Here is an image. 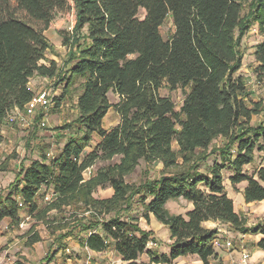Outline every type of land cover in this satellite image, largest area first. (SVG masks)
Masks as SVG:
<instances>
[{
    "label": "trees",
    "instance_id": "trees-1",
    "mask_svg": "<svg viewBox=\"0 0 264 264\" xmlns=\"http://www.w3.org/2000/svg\"><path fill=\"white\" fill-rule=\"evenodd\" d=\"M71 9L76 23L65 44L77 50L69 58L63 92L54 100L59 105L78 85L76 132L55 157L45 151L20 169L0 195V225L8 218L11 227L18 226L22 210L42 219L50 210L82 203L93 214L82 228L86 235L81 240L89 250L113 247L131 264L144 253L149 264H172L194 255L201 264H211L218 257L214 242L219 230L205 222L249 231L228 195L224 170L231 171L235 192L246 183V203L264 201V164L252 173L245 170L256 152H264V125H251L259 105H250L246 80L238 74L241 41L257 24L262 38L255 45L253 72L264 83V0H0V128L34 96L33 76L57 75L55 61L41 63L51 48L45 32L57 13ZM169 16L174 32L166 39L160 28ZM163 87H189L179 110L160 94ZM111 91L118 102H110ZM111 108L120 122L107 129L103 123ZM95 135L100 141L92 146ZM218 137L227 138L224 148H212ZM3 141L0 131V147ZM214 153L220 160L208 164ZM115 157L118 162L85 178L98 161ZM141 161L161 162L163 172L133 186L126 177ZM107 186L114 190L111 197L93 196L98 187ZM49 193L55 199L43 210L38 200ZM132 195L139 196L147 220L154 216L169 228L168 254L149 248L155 239L152 230L121 215ZM178 199L192 203L186 215L168 210L167 203ZM104 214L111 215L99 222ZM253 231L262 234L257 246L264 251V223ZM39 240L36 234L31 243ZM14 264L27 263L20 258Z\"/></svg>",
    "mask_w": 264,
    "mask_h": 264
},
{
    "label": "rangeland",
    "instance_id": "rangeland-1",
    "mask_svg": "<svg viewBox=\"0 0 264 264\" xmlns=\"http://www.w3.org/2000/svg\"><path fill=\"white\" fill-rule=\"evenodd\" d=\"M145 15L144 10H141L140 17ZM76 23L75 10L69 12L57 13L51 27L45 32L51 48L46 54L45 60L41 63L50 65L55 61L58 66V73L54 78L35 75L30 80V87L35 93L47 90L51 97H59L63 92L65 82L62 81L67 70L70 67L69 58L72 52H76V47L65 44V39L72 34ZM160 31L164 38L168 39L174 32V24L172 17L169 16ZM261 35L258 25L254 24L249 32L241 41V51L243 53L242 66L238 74L244 76L247 89L249 92L248 101L250 105L257 103L259 105V113L254 115L251 120V125H264V83H259L256 80L253 69L256 65L254 50L255 45L261 40ZM76 85L70 94L58 105L57 100H53L51 106L47 109H39L34 116H26L24 111L14 110L1 126V132L5 135L4 141L0 147V195L4 194L11 184L16 181L17 175L23 166H27L32 159L39 158L42 153L48 151L51 157H55L62 149L71 133L76 132V125H73L74 120L78 115L76 102L79 89ZM189 87L178 88L175 90L163 87L160 90L162 96L169 97L179 110L183 104L186 93ZM109 100L112 103L119 101V96L112 91L109 93ZM45 122V126H42ZM120 122V117L117 112L111 108L104 118V127L110 129ZM69 126V128L63 129ZM100 138L95 135L92 146L97 143ZM228 140L224 137H218L214 140L212 148H224ZM264 144V142H262ZM177 148V144H173ZM92 147H88L86 152H90ZM219 153L211 155L207 163L212 164L213 160L220 157ZM119 161L115 157L111 161H98L93 167L85 172V178H91L98 168L109 163ZM264 164V152H256L252 164L247 165L245 170L252 173L260 165ZM163 165L161 162L146 163L141 161L139 165L126 177V181L133 186H139L141 183L157 179L161 177ZM231 171L224 170L225 187L230 193L235 192L229 176ZM241 190L243 185L238 186ZM114 192L112 187H98L93 196L98 199H105L112 196ZM52 194V193H51ZM55 197L51 195V199L46 201L42 197L39 198V206L41 209H48ZM250 207L246 208L245 212L240 211V214L246 218L245 226L248 229H255L260 224L264 223V203L254 202ZM192 203L184 200H171L167 203V208L171 213L183 214L192 209ZM236 208L239 209V202H236ZM144 207L140 202L139 196H131L127 204L121 210V215L125 218H136L141 228L152 230L154 232V241L157 245H151L150 248L164 250L168 245V236L170 235L169 228L160 223L154 216L147 220L143 216ZM26 213V212H25ZM111 215V214H110ZM110 215H99L97 220L102 222L103 218H108ZM93 214L85 205L78 203L71 207H62L53 209L47 212L42 219L25 214V220L18 226L9 227L7 224H1L0 237H3V232L10 231L9 239L2 238L0 254H5L9 261H14L22 258L27 264H86L92 262V254L88 251L81 238L86 235V231L82 228L89 224ZM219 230V239L230 238L236 241L238 234L237 230L229 227L226 224L220 223L217 226ZM70 233L69 236L63 237L64 234ZM38 234L40 240L31 243L34 235ZM251 243L248 249L255 253L254 241L256 233H251ZM158 235V236H157ZM156 238L160 240L156 242ZM15 243V244H14ZM11 244V245H9ZM217 253L226 249L225 247L215 246ZM111 250V249H110ZM25 253V254H23ZM97 258V257H96ZM194 258V257H192ZM191 257L187 258V262L193 261ZM181 260L180 263H184Z\"/></svg>",
    "mask_w": 264,
    "mask_h": 264
},
{
    "label": "crops",
    "instance_id": "crops-1",
    "mask_svg": "<svg viewBox=\"0 0 264 264\" xmlns=\"http://www.w3.org/2000/svg\"><path fill=\"white\" fill-rule=\"evenodd\" d=\"M0 131H1V129H0ZM1 134L5 138V135L3 134V132H1ZM99 141L100 140H98L97 143ZM240 185H243V187L241 188V191L238 193H230L229 190L227 188L226 189H227L228 195L234 200L235 208H236V202H239V209L236 208V211L238 213H240V211L246 213L245 209L250 207L249 205H251L254 202H252V203H246L245 202L242 191H243L246 183H242ZM113 193H112V195H113ZM261 203H264V201H261ZM25 212H26L25 210H22L20 212L21 222H23L26 218ZM2 223L7 224V225H9V227H11L10 226L11 220L8 218L4 219ZM219 225H220V222H213V221L205 222V226L208 228H217V226H219ZM226 225L229 227H232L230 224H226ZM0 227H1V225H0ZM253 230L254 229H249V231H247L246 233H242L240 231H237L236 233L238 234V237L236 238V241L234 240V248L231 251L226 248V249L222 250L221 252H218V257L215 259H212L211 264H237L239 262L240 256H241L243 251L250 252L252 259L257 263H261L262 261H264V251L259 249V247L257 246L258 241L262 238V234H260V233L256 234V239L254 241L255 242L254 248L256 249V252L252 253L248 249V245L251 243V240H249L251 238L250 233ZM10 235L11 234H10L9 230L7 232H3V237H0V247H1V244L3 241L2 238L3 239H7V238L9 239ZM159 240H160L159 238H156L155 241L158 242ZM171 242L172 241H171L170 235H169L168 236V245H166L164 250H158V249L156 250V249H152V248L151 249L153 251H157L159 253H167L168 254L170 252V249H171L170 248ZM9 245H11V244H9ZM11 246H10V249L6 250L5 254H3V253L0 254V264H11L12 262H14V261H9V259L6 258V253H8V251H10L12 249ZM149 248H150V246H149ZM88 251L92 254L91 256L93 258L91 264H131L130 262L125 261L122 256L117 254L113 247H109L107 250H105L103 252H96V251L89 250V249H88ZM23 254H25V253H23ZM190 257L191 258L194 257V258H192L193 261L191 263H188L186 259L190 258ZM181 260H185V262L183 264H201V261L195 255L194 256L179 257L172 264H182V263H180ZM149 262H150L149 255L147 253H144L137 260L136 264H149ZM159 264H162V263H159Z\"/></svg>",
    "mask_w": 264,
    "mask_h": 264
},
{
    "label": "built area",
    "instance_id": "built-area-1",
    "mask_svg": "<svg viewBox=\"0 0 264 264\" xmlns=\"http://www.w3.org/2000/svg\"><path fill=\"white\" fill-rule=\"evenodd\" d=\"M53 100L54 97H51L50 93L47 90H43L41 92L35 93L32 99L26 104L24 108V114L26 116H34L39 109L44 110L49 108ZM45 125H46L45 122H42V126ZM48 156L51 157V154L49 153ZM51 195H52L51 193L47 194V196L44 199H46V201H49L51 199ZM214 244L215 246L225 247L230 251L234 248V240L230 239L229 237L228 238L225 237L221 241L218 235V237L215 239ZM151 245H157V244L151 241L149 243V246ZM86 264H90V262ZM237 264H264V261H262L261 263H257L252 259L250 252L243 251L240 256L239 262Z\"/></svg>",
    "mask_w": 264,
    "mask_h": 264
}]
</instances>
